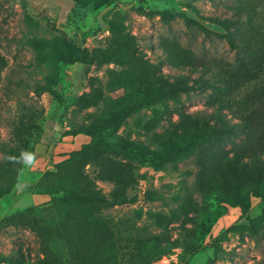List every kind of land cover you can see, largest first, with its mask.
I'll list each match as a JSON object with an SVG mask.
<instances>
[{
  "label": "rangeland",
  "instance_id": "obj_1",
  "mask_svg": "<svg viewBox=\"0 0 264 264\" xmlns=\"http://www.w3.org/2000/svg\"><path fill=\"white\" fill-rule=\"evenodd\" d=\"M234 6L264 28L257 0H0V264H72L110 242L113 264H264V190L222 201L208 185L198 190L194 156L155 165L111 146L167 148L156 135L178 115L166 81L184 72L169 60L231 64L226 30L210 19ZM71 43L94 61L63 63ZM88 94L95 101L81 106ZM182 97L191 111L224 98ZM148 98L157 100L93 136ZM77 190L103 201L52 199Z\"/></svg>",
  "mask_w": 264,
  "mask_h": 264
},
{
  "label": "trees",
  "instance_id": "obj_2",
  "mask_svg": "<svg viewBox=\"0 0 264 264\" xmlns=\"http://www.w3.org/2000/svg\"><path fill=\"white\" fill-rule=\"evenodd\" d=\"M257 2L264 5V0ZM234 8L236 12L229 17L215 16L210 19L226 30L227 42L235 50L231 64H194L186 59L174 63L169 60V64L183 68L184 72L175 76L174 84L166 81L170 89L165 95L174 101V112L178 115L164 133L156 135L168 145L167 148L154 151L125 140H118L111 146L131 154L139 161H150L155 165L194 156L199 168L196 182L198 190L207 193L208 185L222 201L234 200L240 204L247 192L260 195L264 190V58L259 59L257 56V47L261 44L259 38L264 37V28L257 21L242 17L241 6ZM244 24L256 30L257 34L251 36L245 33L242 28ZM94 52L101 53L99 50ZM165 53L172 57L169 51L165 50ZM59 58L67 64L94 61L93 55L74 43L64 48ZM196 89L222 93L224 98L209 101L205 109L191 111L185 108L182 94L185 93L186 98L190 99ZM57 97L62 98L59 93ZM95 99L94 94H88L80 96L78 102L85 106ZM153 100L157 99L148 98L114 113L95 128L93 136L104 130L115 129L123 118L143 103ZM165 104L169 107L167 102ZM79 153L88 155V147ZM23 156L29 158L27 154ZM52 199L62 206L80 199L103 201L101 196L85 195L78 190L76 193L54 195ZM108 245L109 248H105L103 254L94 253L88 260L72 264H95L100 256L109 258L106 264H113L114 246L111 242Z\"/></svg>",
  "mask_w": 264,
  "mask_h": 264
}]
</instances>
